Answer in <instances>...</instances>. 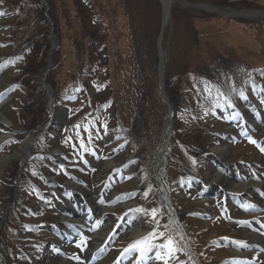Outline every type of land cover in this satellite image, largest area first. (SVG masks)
Wrapping results in <instances>:
<instances>
[{"label":"rangeland","instance_id":"rangeland-1","mask_svg":"<svg viewBox=\"0 0 264 264\" xmlns=\"http://www.w3.org/2000/svg\"><path fill=\"white\" fill-rule=\"evenodd\" d=\"M246 1H249V0H246ZM261 2H262V6H264V0H261ZM56 4L58 6L56 8V10L58 12H60L58 14L59 18H58V21H57V28H56L57 37L61 38V40H63V42H65V43L67 41L72 43V41L76 40V38L78 37V32L75 29H73L72 26L70 25L68 14H64L63 11H62L63 8H64V2L62 0H60ZM236 6L238 8L242 7L240 4H238ZM186 11L187 10H182V9L178 11L179 15H180V20L178 21V25L179 26L184 25L182 20H181V18H182V14H184V16L186 14H188ZM119 20H121L123 22L125 21L123 16H120ZM184 22H186V18H185ZM238 22H240V26H238ZM258 22L259 23L251 22V23H254V24H251L250 22H247L246 20H237V21L211 20V21H207V22L195 21V23L197 24V27L201 29V32L207 38L206 42L203 41V46H204L205 51H207V57L208 58H212L217 53L218 49L219 50H224V48L227 47L223 42H225L230 37L231 34L243 36L244 37L243 40L246 41L243 45H245L249 49L252 48L253 51L261 50L262 53H264V21H258ZM235 27H237L239 29L238 30H234L233 32H231ZM40 31H41V29L39 30V33H40ZM255 31H257L256 36L254 38H252V39H249V37H250L249 34L252 33V32H255ZM35 33H38V30L35 31ZM41 33H43V34L40 35L39 38L37 39L38 42L41 41V38L44 35L48 34L46 30L41 31ZM207 35L211 36V38L209 39L207 37ZM186 41H187V43H190L189 39H186ZM124 42H125V40L121 39V43L124 44ZM187 48H188V46L185 47V50ZM219 55H221V54H219ZM233 59H236L237 61H240V60L244 59V60H242V62L251 64V65H261V64L264 63V54L262 56H259V57L255 58V59H252V58L248 59L245 56L242 48L239 47V49L237 50V55ZM7 76L4 75L0 79V81L3 82L5 84V86H6V88H8L10 90L11 86L7 85L8 82L6 81ZM4 88L5 87H3V89ZM7 105L8 106H3L2 107L3 111H5V112H7V110L9 111L10 108H11V106H9V104H7ZM38 107H39L38 109H42V108L45 107V105H44V103H42V101H40L38 103ZM11 116L14 119H16L13 114ZM154 122H155V120H154ZM160 130H161V126L159 124V125H156L154 130L152 128L150 130L144 131L142 133V135H145V137H144L145 140H149V141L152 140L153 141V138H154L153 132L157 131V133H159ZM154 134H156V133H154ZM0 138H1V140H0V152H1L2 149H3V147H2L3 143L5 142V137L3 136L2 132H0ZM154 140H155V138H154ZM207 141H208V137L203 136V138H201V142L202 143H206ZM149 148H153V143H152V147H149ZM150 154L154 155V150L152 152H150ZM1 156H3V155L0 154V157ZM2 187L3 186L0 185V188H2ZM8 190L11 193V195H13L14 189H11V188L8 187ZM2 192H3V190L2 191L0 190V193H2ZM0 206H2V205L0 204ZM0 217H1V215H0ZM217 233L218 232L216 230L214 231V234L212 232L213 235H216Z\"/></svg>","mask_w":264,"mask_h":264},{"label":"snow or ice","instance_id":"snow-or-ice-1","mask_svg":"<svg viewBox=\"0 0 264 264\" xmlns=\"http://www.w3.org/2000/svg\"><path fill=\"white\" fill-rule=\"evenodd\" d=\"M75 127L79 128V125ZM71 140V137L66 138L65 143ZM252 143H256V141L252 140ZM81 146L83 147V140H81ZM264 150V149H262ZM195 162V161H194ZM136 211H144L143 209H137ZM158 209H153L151 215L153 218L156 217ZM164 236L163 232H157L153 230L149 232L147 235L140 237L131 243L127 248L124 249V253L138 252L140 254V258L145 257L148 253L153 252L155 250V258L167 262V259L172 258L177 251H181L178 248L177 242L172 236H168V238L163 243H156L155 241ZM87 237H84L81 241L82 244H86ZM243 243V242H237ZM74 259H79V257H73Z\"/></svg>","mask_w":264,"mask_h":264},{"label":"bare ground","instance_id":"bare-ground-1","mask_svg":"<svg viewBox=\"0 0 264 264\" xmlns=\"http://www.w3.org/2000/svg\"><path fill=\"white\" fill-rule=\"evenodd\" d=\"M0 86L2 87L3 86V83H1L0 84ZM1 87H0V89H1ZM0 118H3V116H2V114L0 113ZM26 148H27V145H24L22 148H21V151H19L18 152V154H20L21 155V153H24V151L26 150ZM218 151H222V152H225L226 150L225 149H218ZM221 152V153H222ZM10 156H6V155H4V156H2L1 158H0V171H1V169H3V167H5V165L10 161ZM241 188H243V186L241 187ZM240 188V189H241ZM238 191H240V190H238Z\"/></svg>","mask_w":264,"mask_h":264},{"label":"trees","instance_id":"trees-1","mask_svg":"<svg viewBox=\"0 0 264 264\" xmlns=\"http://www.w3.org/2000/svg\"><path fill=\"white\" fill-rule=\"evenodd\" d=\"M26 0H20V2H25ZM31 1V0H30ZM95 64V61L94 62H92V65H94Z\"/></svg>","mask_w":264,"mask_h":264}]
</instances>
